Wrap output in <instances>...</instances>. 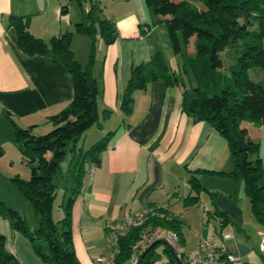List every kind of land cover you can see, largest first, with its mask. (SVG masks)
<instances>
[{
  "label": "crops",
  "instance_id": "0c3cea01",
  "mask_svg": "<svg viewBox=\"0 0 264 264\" xmlns=\"http://www.w3.org/2000/svg\"><path fill=\"white\" fill-rule=\"evenodd\" d=\"M96 4L101 17L113 25L115 35L107 45L97 38L92 67L97 109L99 112L109 110V116L98 125H92L95 126L93 131H89L92 126L87 128L75 145L87 148L105 133H114L99 154L98 164L83 165L81 185L71 205L72 246L78 261L96 264V258L107 256L104 235L110 224L118 221L125 211L133 213L152 204L167 203L169 214L173 213L182 221V251L193 249L196 239L218 230L219 220L213 216L217 226L213 225L210 230L200 227L202 234L199 232L195 242L187 244L183 231L191 225V220L187 215L178 217V212L171 210L170 201L182 204L187 194H193L187 179L190 171L197 169L199 184L214 192L215 209L228 218L226 226L220 228L221 232L229 234L221 240L224 250L237 258L235 264L261 263L259 260L263 259L256 244L262 228L255 220L247 224L236 203L246 198L241 181L201 172L231 168L225 139L209 123L195 121L181 111V87L165 86L162 79L157 78L144 89L133 92L130 114L123 115L119 109L120 94L132 66L159 53L161 60L176 72L186 56L193 53L192 37L184 51L175 54L163 22L168 15L155 14L144 0H96ZM59 6L54 0H0V167H6L5 173L17 171L15 166L28 168L10 141L12 128L5 113L20 127L33 125L34 131L40 125L49 126L46 117L61 110L72 98L71 83L63 65L51 57L21 52L15 44L14 30L6 26L5 18L8 15L29 17L30 33L48 41L79 21L70 20L69 12L61 14ZM45 12L53 15L51 20H43L42 27L33 29L31 19L44 17ZM74 38L72 35L70 47ZM82 40L87 50L86 40ZM71 51L75 57L74 50ZM251 81L259 82L264 90V72L261 78ZM240 126L245 128L248 138L258 144L264 166V123L255 126L242 121ZM25 173L17 171L14 175L27 179ZM179 181L182 183L180 194ZM201 192L208 197L204 201H210L209 195ZM68 194V190L64 191L61 201ZM209 209L211 206L207 207ZM0 234L4 237L5 250L15 256L18 264H43L29 241L12 230L2 217Z\"/></svg>",
  "mask_w": 264,
  "mask_h": 264
},
{
  "label": "trees",
  "instance_id": "16d2710c",
  "mask_svg": "<svg viewBox=\"0 0 264 264\" xmlns=\"http://www.w3.org/2000/svg\"><path fill=\"white\" fill-rule=\"evenodd\" d=\"M81 5L82 0H76ZM85 10L87 22L73 23V32L90 38L87 60L79 64L70 49L73 32L64 31L48 41L34 36L29 31V17L5 18L6 26L12 27L15 44L27 55H42L57 60L65 68L72 87L71 100L58 112L47 116L45 122L51 128L37 134L33 125L20 127L5 113L11 125V139L27 164L30 174L27 179L18 175L9 178L22 197L29 203L34 214L39 216L34 229L15 210L0 202V217L7 220L12 230L19 232L30 243L33 252L43 264H81L75 256L71 236V205L77 195L83 176V165H97L99 154L107 147L114 131L105 133L87 148L77 147L76 141L92 125L109 116V110L98 111L96 106V81L92 67L97 38L107 45L115 37L113 25L96 15L100 9L96 0H88ZM157 15H168L163 19L171 50L184 51L192 37L193 53L186 56L176 72L155 53L144 62L131 67L130 77L119 98V109L123 115L130 114L133 92L144 89L150 82L160 78L165 86L181 87V111L195 121H205L221 135L231 156L232 166L228 171L201 170L231 180H240L254 220L264 231V166L259 157V146L250 140L242 121L253 125L264 123V90L259 82L249 79L247 71L259 68L264 72V0H144ZM199 3L201 7L196 5ZM61 14L66 6H59ZM182 74L184 76H182ZM74 151L77 160L70 170L72 185L59 207L62 216L54 221L51 216L52 202L56 194L53 176L66 151ZM1 153V151H0ZM197 169L190 171L187 182L193 194H187L182 204L197 205L199 193L210 197V216L219 220L218 230L226 226L228 218L214 207V192L207 191L197 180ZM167 204V203H166ZM151 206H155L152 204ZM148 216L142 225L130 228L117 238L116 253L112 264H127L146 227H161L174 231L183 244L182 221L176 216ZM167 217V218H166ZM59 225V228L57 227ZM40 241V242H37ZM162 244L161 252H156ZM186 252V251H184ZM108 254V253H107ZM164 254L166 263L173 253L167 243L154 241L138 255L137 264H153ZM106 257V256H105ZM0 264H18L15 256L4 248V237L0 234ZM97 264V263H96ZM226 264H235L226 262Z\"/></svg>",
  "mask_w": 264,
  "mask_h": 264
},
{
  "label": "rangeland",
  "instance_id": "374dc122",
  "mask_svg": "<svg viewBox=\"0 0 264 264\" xmlns=\"http://www.w3.org/2000/svg\"><path fill=\"white\" fill-rule=\"evenodd\" d=\"M55 3L59 5L64 4L66 6V12H69L70 14V20H79L77 22H87V18H86V14H85V10L83 8V6H81L80 4L77 3L76 0H54ZM199 7H201V5H198ZM45 16H41V18H37L35 17L34 19H31V26L34 29L40 28L42 27V23L43 20H51V18L53 17V15L48 14V12H45L44 14ZM96 15L101 17V13L100 10L96 12ZM81 20V21H80ZM65 29V27H64ZM63 29V30H64ZM68 31L73 32V23L71 25L68 26L67 28ZM75 38L72 41L71 47L70 49L74 50L75 52V60L83 65L86 60H87V51L89 48V43H90V38H88L87 36L83 35V34H72ZM77 35V36H75ZM76 37H81V38H76ZM82 39L86 40L87 43V50L86 47L82 45L83 41ZM98 43V42H97ZM97 46V44H95V47ZM255 71V72H253ZM249 78L251 80H257V78H261V76L263 75V71L259 68H254V69H249L247 71ZM255 73L257 75H255ZM259 73H261V75H259ZM182 76H184L182 74ZM46 127V128H45ZM95 126H92L91 130L89 131H93ZM51 128V125H40L37 128L34 129V133L37 134H43L45 132H47L49 129ZM87 131V132H89ZM81 146V145H79ZM77 154L74 151H66L65 155L63 156L62 160L59 162V167L56 170V173L53 176V181L56 184L57 188H56V194L55 197L53 199L52 202V208H51V216L52 219L54 221L59 220L62 216V210L59 207L60 201H61V196L62 193L64 192L63 189L64 187H71L72 185V181H71V177H70V170L72 169V165L73 163L77 160ZM71 163L72 165H70V167L68 166V164ZM2 165H5L2 164ZM15 170H17L20 174H23V171H25L26 173V177H29V173L30 170L29 168H25V166H23V168H19V166H15ZM6 167H0V202H2L5 206H7L8 208L17 211L24 219L25 222L27 224V226L32 230L34 229V227L36 226V222L39 218V216L37 214H34L30 208L29 203L22 197V195L20 194V192L17 190V188L10 182L9 178L11 176L14 175V172L17 171H12L13 173H5ZM23 179V176H22ZM216 179H220V178H216ZM222 179V178H221ZM226 180V179H225ZM264 182V175L261 177V182ZM178 192L179 194L182 192V183L179 181L178 182ZM201 201L198 202L197 205H187L184 206L183 204H181L180 201H170L171 203V210L178 212V217L181 215V217H184L187 215V217L189 218V220H191V225L188 224V227L185 228V230L183 231L184 233V238L187 242V244H190L195 239V235L196 234H200L199 232H201L202 229H200V227H204L205 229H212L213 225H216L215 219L208 215L206 213L207 207L208 206H212L211 203L209 204L208 202L210 201H204L206 194H204L203 192H201ZM170 195V194H169ZM67 196L64 197V201L66 200ZM208 198V197H207ZM215 202V201H213ZM236 203L238 204L239 208L242 210V215L243 218L247 221L250 220V223L254 222L253 216L249 210V204L247 199L245 198V201H236ZM183 205V206H182ZM186 211V212H185ZM204 219V220H202ZM207 221V223H205ZM57 227L59 228V225H57ZM202 234V232H201ZM210 235V234H209ZM206 237V235H204ZM197 240V239H196ZM40 242V241H37ZM41 243V242H40ZM162 249V244H158L155 251L156 252H161ZM36 255V254H35ZM38 257V256H37ZM258 259V258H257ZM159 264H165V256L164 254H161V258L157 261ZM259 264H264V260L260 261L259 260ZM255 264H258L255 263Z\"/></svg>",
  "mask_w": 264,
  "mask_h": 264
},
{
  "label": "built area",
  "instance_id": "2783aa9c",
  "mask_svg": "<svg viewBox=\"0 0 264 264\" xmlns=\"http://www.w3.org/2000/svg\"><path fill=\"white\" fill-rule=\"evenodd\" d=\"M81 6L84 10L89 7L88 0H82ZM167 204L144 207L133 213L123 212L120 219L110 224L108 231L104 235L105 248L107 250L106 257L96 258L97 264H112L116 253L117 238L126 233L132 227L142 225L148 216L164 217V210ZM175 216L173 213L166 215L167 217ZM166 217V218H167ZM229 236L226 232H212L205 238H199L193 249L182 251L179 244L177 234L161 227H146L142 232V238L138 242L137 251L132 253L127 264H137L138 255L154 241H163L170 247L173 257L169 264H226V262H235L237 258L224 250L221 240ZM257 251L264 260V231L259 233V239L256 244Z\"/></svg>",
  "mask_w": 264,
  "mask_h": 264
}]
</instances>
